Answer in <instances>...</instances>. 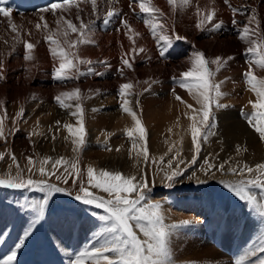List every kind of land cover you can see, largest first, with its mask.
Masks as SVG:
<instances>
[{
  "label": "bare ground",
  "instance_id": "obj_1",
  "mask_svg": "<svg viewBox=\"0 0 264 264\" xmlns=\"http://www.w3.org/2000/svg\"><path fill=\"white\" fill-rule=\"evenodd\" d=\"M53 2H55V0H8L6 7L11 9L10 18L17 26V30L20 34L19 42L17 33L13 32L7 23L8 18L0 16V61H3L4 75L6 77L5 80H0V101L4 102L3 106H0V116L4 115V109H6L7 118L4 121L6 131L9 129L12 130V134L8 136L6 142L0 140V152L14 153L20 158L32 157V159H34L35 151H37L38 154L36 155H40V159L47 157L52 158V161H50L51 163L45 166L48 170H51L52 162L56 159L63 158L66 160V158L70 157L71 160L74 158L77 162L79 161V163H82V158L86 155V152L82 150V146L79 151H74L77 145L74 144L73 141L76 140L77 137L71 135L68 129L64 127L65 124L73 126V129L79 126L77 117L70 114L71 109L72 111H76L75 106L78 101L76 99L66 98L65 102L69 104L70 107L61 108L54 99L59 93L72 92L77 88L80 89L81 100L79 103L83 108V121L86 130L85 141H87L88 138L91 143H95L99 139L97 137H108L112 131H126L135 128V121L132 116L124 112L121 107L112 112H101L104 104L102 99L104 100L107 96H116L115 93L118 94L121 84L131 82L133 87L130 90L131 95L126 97L129 101L127 106L136 114V118L141 121L145 129L147 126V133L150 134L151 137L154 134L157 138H161L162 131H160V128H172L174 131L175 128L187 127L184 119L185 115L183 116V111L188 112L187 108L180 107L179 111L171 110L169 112L160 110V106H163L164 101L167 100L169 96L177 95L182 97L184 92L173 85L172 86L175 88L169 89V87L165 85L167 82L166 80L170 78L180 79L182 78L181 74L183 72L196 71V66L193 64L194 57L192 55L196 51L203 52L208 61H211L217 56L226 59L229 56L232 57L236 55L234 59L229 60L227 64L219 70L225 77L226 75L228 76V74H238L241 69L242 71L248 70L249 61L244 60L246 58L250 60L251 57L246 55L245 57L242 56V54H245L247 45L239 39L237 28L243 29L244 25L248 24V17L253 15V8L256 9V18L259 23L258 25L256 23L249 24L250 29L256 30V35L252 36V38L256 39L258 36L264 35V0H229V4L233 8L240 10L235 14H233L229 6L224 3V0H190V6L181 7L178 3L175 11H173L172 6L168 4V0H152L153 5L158 7L164 14L158 17V22L164 26L166 32H159L158 29V34H167L173 40L172 47L169 49L166 56L160 57L156 39L152 36L149 27L144 24L141 18L146 14L140 13L138 3H133V7L129 8L128 5L130 0H118L114 7L120 11V18L114 17L108 25H104L103 19L108 8L106 0H98V12L96 15L90 14V4L82 3L80 0H77L79 7L83 9L81 19L85 22L89 19L95 21V27L93 29V39L95 43L78 45L75 49H72V51H75L81 60H91L94 62L101 60L106 61L111 65V68H105L99 63L92 65L80 63L79 67L83 72H87L89 67H93L96 71L103 72L104 74L102 76L86 75L75 78V69L70 71L66 70L68 75L73 78L61 82L53 78V68L54 66L59 67V60L54 59L50 54V45L46 42L45 37L50 33H56L61 31L62 28H66V25H63V21H61V28H58L56 21L61 15L68 18L69 13H61L60 10H57L55 13L41 11L49 7ZM197 7L201 9V16L207 15L211 10H215L216 15L212 23L223 21L222 29L215 32L198 29L196 23L201 16L197 15ZM72 13L73 22L79 24V21H76L74 17L75 9L72 10ZM41 16L44 17L43 21L40 19ZM119 19H126L131 25L132 31H128L127 34H125L127 30L121 27ZM233 19L238 23L234 25L232 23ZM45 22H47L48 25L47 29L43 27ZM37 23L41 25L39 30L36 28ZM207 27H211V24H208ZM117 28H120V31H117ZM136 33H139V35H136ZM176 35L185 37L186 39L176 40ZM129 36L132 37V40H129ZM53 38L60 42V46L64 48L65 51L69 50L68 45L64 44L65 37L63 35H54ZM68 39H77V34L70 33ZM133 40L135 41L134 45L132 43ZM23 42H30L35 45L32 51L34 59L31 61H26L24 59L25 48ZM52 47H55V45H52ZM133 47L137 49L143 47L146 51L136 55L130 51ZM125 53L129 54L127 58L130 63L133 64V67L132 69L124 67V76L121 77L117 69L123 67L121 64V56ZM149 56L151 57L150 60L148 59ZM133 57H135V59H133ZM74 63H77V61L74 60ZM206 65L211 73L216 70L217 66L215 64L208 63ZM253 71L258 77H264L263 70L254 66ZM219 72L217 73L220 74ZM144 81H148L149 83L145 84ZM224 83L227 82L224 81ZM228 86L230 87H226L225 90H223L225 92H221L227 94L230 89L233 90L232 88H237V86ZM145 88L149 90L145 92ZM97 90H99V92H97ZM170 90L172 94H170ZM117 96L120 98L119 94ZM33 97H35V99H33ZM223 97L222 99L220 98V102H222ZM111 101L109 103H113L115 99L112 98ZM119 104L121 105V103ZM191 106V108L196 107L194 104H191ZM21 107L25 109L24 116L22 119H17L16 113ZM56 109H61V114L57 115L55 113ZM143 115L145 118L144 125L147 123L146 126H144L142 122ZM213 116L218 120V128L223 129V137H230L232 140L234 139V141H236L241 139L239 138L241 134H246L249 149L255 153L254 156L261 155L262 152L256 144L254 137H252L253 134L250 135L246 132L245 127L239 122L235 110L225 107L216 112ZM176 119L177 121H175ZM57 120L61 122L59 125L56 124ZM167 121L169 122L166 125ZM212 123L214 122L212 121ZM16 129H18V131H16ZM21 129L29 134L30 139L29 136H25L21 133ZM164 132L166 137L173 139L174 142L178 141L179 137L183 136L182 133V135L179 136L175 131L169 133L167 130H163V133ZM137 135L139 137L138 133ZM53 136H55V139H52ZM127 141L130 140L127 139ZM19 143L24 145V152H20L22 149L18 146ZM93 144L90 148L94 147ZM178 149L175 150L179 152ZM231 153L233 155L236 154L234 151ZM124 154L125 153L121 154V156ZM113 161L114 160L107 163L105 167L122 173H126L130 169L128 161H114L115 163ZM20 162L24 171H27L24 168L22 158ZM100 165V161L90 164L97 174L101 171V169H99V167H101ZM255 165L256 163H249L248 166L255 169ZM39 167L40 165L37 166V169ZM15 168L16 167H11L10 170L15 171ZM7 169L9 168H7L5 164L0 165V171L6 172ZM60 169L62 170V167ZM16 172L17 171L14 173L15 175ZM25 173L31 175L29 172ZM160 173L161 172L158 173L159 176ZM254 173L255 172H253V174ZM250 175L251 174H246V172L243 175H239L225 171L220 176V179H232ZM35 178L37 179L38 177ZM178 194L179 195H177L173 201V204H176L174 210L177 213L181 211V206L190 207L192 204L196 205L202 201L201 196H204L203 193H198L193 197L191 192L185 194L179 192ZM167 195L168 194H163L162 192L157 193L156 198L149 197L147 202L162 200ZM191 197L197 201L190 200ZM38 201V198L33 199V203H37ZM164 212L165 211L162 210L161 212L160 210L162 216ZM168 212L166 211L163 219L166 218L165 220L168 219V221H171L173 224L180 222L181 219L179 220L177 217L174 218L175 216L173 217V214L172 217H170ZM202 212L199 213V217L203 215ZM199 217L198 219L201 220ZM58 219L59 220L55 222L47 218L46 224L49 223L47 230L50 231L54 223L55 225H61L63 227L64 224L72 223L73 227L65 228L66 230H64L63 233L68 239H72V243L74 244L73 247H77L79 243L78 235H80L81 231H84L83 221L81 222L78 217L72 218L70 215L69 217H63V219L60 217ZM63 221H65V223H63ZM212 226H214V224L211 220L205 225L206 228H213ZM85 227L88 229L91 226L88 227L87 225ZM210 229L209 231L211 232H209V236L206 237L207 240L216 235L215 228ZM224 229L225 230L220 229L218 233L219 241L226 237L225 231L227 229ZM222 231H224V234ZM76 233L77 237L74 240ZM202 244H205V242H202ZM205 253H207L206 255L210 264H214L213 262L217 263L219 257L221 259V255L212 247H208ZM17 255L19 256V254ZM38 259L39 257L34 258L35 261H38ZM57 259L58 264H60V261H62L61 257ZM222 264L227 263L223 262Z\"/></svg>",
  "mask_w": 264,
  "mask_h": 264
},
{
  "label": "rangeland",
  "instance_id": "obj_2",
  "mask_svg": "<svg viewBox=\"0 0 264 264\" xmlns=\"http://www.w3.org/2000/svg\"><path fill=\"white\" fill-rule=\"evenodd\" d=\"M242 56L245 57V54H242ZM232 57L235 58L236 55ZM244 61H249V58H246ZM206 67L208 68L207 65ZM198 70L196 68V71ZM245 71L247 70L242 71L241 69L238 74H228V76L226 75L225 77V75H223L221 72L218 71L220 73L218 74L215 70L214 72H212L214 73V75L209 77V82L210 84H219L221 81H226L228 84L223 83L220 86V91L222 92H225L223 90H225L226 87H230L228 85H231L232 87L237 86V88H232L233 90L230 89L227 94H224V97L222 96V102H220L222 97H220L221 99L219 98L218 102L227 105L228 108L236 111L238 120L245 127L246 132L250 135H254H252V137H254L256 144L261 150V155L254 156L255 153H253L249 149L246 134H241V137L239 136V138L241 139L236 141H234V139L232 140L230 137H227L228 139L226 137H223V129L218 128V120L213 116L222 108H217L215 106V103H213L211 105L212 115L210 118V122L212 123L213 121L215 124V135L210 136L206 142L201 137L200 152L197 156L196 163H190L193 155L196 154L192 142L191 125L195 122L197 126H199L201 105L198 104L193 98V95L198 94L195 89L190 94L188 89L179 86L178 81L181 78H170L169 80H166L168 84L166 82L165 85H167L169 89L176 87L183 90V96L181 97V100L176 99L177 95L169 96L167 100L164 101L165 105L163 103V106H160V110H166V112H169L171 110L179 111L180 107L187 108L188 112L183 111V116L185 115L184 119L187 127H179L174 129V131L179 134V136L183 134V136L179 137V140L175 142L173 141V139H169L168 137H166L165 132L163 133V130H167L169 133L174 132L172 128L171 131H169L170 128H160V131H162L161 138H157L156 136H154V134L151 137L150 134L147 133V148L149 157L147 161H145L143 155H137V151L143 148L144 142L139 140L137 132H134V138L132 137L130 139V137L127 135V130H115L114 132L112 131L108 137H97L99 139L95 143L93 142L94 144L91 143L87 138V141H85V144L82 146L83 152H86V155L82 158V163H79V161L77 162L76 160H74V158H72V160L70 157L66 158V160L70 163H78L79 171L81 174L78 179L75 176H70L69 182L67 184L63 183V181L61 180H57L54 176H40L39 172L36 169L37 166L40 165L42 159H40V155H36L38 154L37 151H35V158L33 159L35 167L31 172L28 171L27 158L21 157L24 162V168L27 170L24 171V169L21 167V158L16 155L17 163L22 170V175L25 174L23 175V179L26 180L32 177V179L35 180L46 179L49 183H54L59 187L63 186V188H66L69 192L73 193V195H67L65 193H53L49 198L43 218L32 228V235L29 238H25L22 248L16 249L15 245L19 242L20 238H23L24 231L29 228L33 219V213L31 209L26 206L30 203H33L34 198H38L39 201L44 199L45 193L38 190L5 188L0 186V232H3V235H0V260L5 259L8 255L11 254V251L15 250L17 254H19V256L17 255L14 264H58V257H61L62 260L60 261V264H70V261L75 260L80 251L90 249L93 245L99 247L103 242V239L105 238L101 235L102 229L105 226V222L102 221L100 217L107 215V213L103 209L96 208L93 205H86L81 201H77L76 199H74V195L78 192L79 183L81 181L84 183L85 187H88L87 169L91 163L100 161L101 167H99V169L109 172H117L113 169L105 167V165H107V163L112 160H114L115 162H129L130 169L128 170V172L122 173L119 171L124 176H135L137 178V181H139L142 175L147 177L149 183V188L146 190L147 200H149V197L156 198L157 193L160 192H162L163 194H168L166 196L167 198L165 197L162 200H153L151 202H160L161 212L162 210L165 211L163 216H165L166 211H169L168 213L170 214V217H172L173 214V217L175 216L174 218L177 217L179 218V220L181 219L179 223L174 224L171 221H168V219L165 220L166 218L163 219L164 224L166 225H177V227L172 230L168 242L171 264H210L209 259L206 255L207 253H205L208 247H212L218 254L221 255V259L220 257L218 258L219 260L217 259L218 264H222L223 262H226L227 264H236V261L239 258L243 257L245 253L251 252L253 250L256 251V255L248 257L244 261V264H257L259 260L264 259V253L258 251L261 244L264 243V217L259 215L256 209L253 208L247 201L240 199V197L237 196L235 192L225 186L226 184H235L241 179H250L255 175V173H252L247 177L220 179V176L225 171H227L229 167H238L245 164L249 165V163H264V141L260 139L259 134L251 125L248 124L247 120L241 115L242 109L244 112L251 114L253 108L252 104H250L249 101L252 100L254 102L257 99L256 94L251 91L249 86L245 83L243 76ZM172 85L175 87H173ZM170 94H172L171 90ZM115 95L116 96L114 97H105L106 100L105 98L104 100L102 99L104 104L101 112L106 113L119 109V103H121V100L117 96V93H115ZM211 95H214L213 97H215L214 93H211ZM112 98L115 99V101L113 103H109ZM188 104H194V106L196 107L189 108ZM61 112V109H56L55 113L58 115L61 114ZM72 112L75 111H72L71 109L70 114ZM192 117L196 118L195 121L192 119ZM142 119L144 125V115ZM177 119L175 121H177ZM168 122L169 121L166 122V125ZM146 124L144 126H146ZM134 129L135 128L130 130ZM147 130L148 129L146 126V131ZM21 133L25 136H29V134L22 129ZM127 139H129L130 141H127ZM134 140L137 145L136 148L133 147ZM92 144L94 147L90 148ZM236 145H240L241 150L243 149V152L240 151L239 155L236 152ZM18 146H20L22 149V151L20 152H24V145L19 143ZM170 148L171 151H169ZM108 149L111 150L109 151ZM117 149H119V151H117ZM175 149L179 150V156L176 155V152L178 151H176ZM232 151L236 152V154L233 155L231 153ZM123 153L125 154L121 156V154ZM7 154L8 153H5L4 159L0 160V165L5 164L7 168H9L10 165L11 167H16V164L12 162L10 156ZM161 157L163 158L162 160ZM170 159L172 160V169H169L168 167V161ZM180 160L184 161L183 164L179 165V167L184 170V174L178 177L176 181L173 182L174 184L172 183V186L169 187L168 181L164 178L165 172H170L171 170L175 169ZM205 160L217 166L227 161V163H225V171H218L217 168L214 167L211 172L205 175ZM49 163L51 162L49 161ZM49 163L46 165H49ZM60 168L57 172L58 175L62 174L64 171L63 167V171ZM10 169L11 168L7 169L6 172L0 171V178H7L6 175L8 174L14 177V173L15 171H17V169L15 168V171H11ZM25 172H29L31 175H27ZM159 172H161L160 176L158 175ZM35 177L38 178L36 179ZM74 179H76V183H73ZM89 191L93 192L95 195L102 196L105 199L109 198L108 194L101 191L100 189L89 188ZM179 192L182 194L191 192L193 194V197L198 193H203L205 197L202 195V201L200 200L201 202L199 201L200 203L196 205L192 204V206L190 207L181 206V211L177 213L174 210L176 204H173V201L175 197L179 195ZM250 193L256 195L258 201L264 202V195H261L260 189L251 188ZM135 196L136 193L129 194V198L134 199ZM191 198L190 200H195ZM147 200L144 203H146ZM201 212L203 213V215L199 217V213ZM68 214L72 218L78 217L81 222L83 221L82 223L84 230L81 231L80 235H78V246L74 247L71 252L67 250L68 248L63 245V242L70 241L71 244L72 239H68V237L65 236L63 232L64 230H66L65 228L73 227L72 223L64 224L63 227L61 225H55V223L53 222L54 226H52L50 231L47 230L49 223L46 224L47 218H49V220L51 219V221L57 222V220H59L58 218L60 217H62V219L66 216L69 217ZM198 217L201 220H199ZM210 220L214 224V226H212L213 228H210H215L216 235L213 238L207 240L206 237L209 236V232L211 231H209L210 228H206L205 225L208 224ZM183 221H189V223L183 224ZM63 223H65V221H63ZM87 225L88 227H91L86 229L85 226ZM224 228L228 230L225 231L226 237L219 241L218 233L220 232V229L225 230ZM136 231L137 234L140 235L141 238H143L142 234L139 233L138 230ZM222 233L224 234V231H222ZM82 236L83 246H81ZM76 237L77 233L75 234L74 240L76 239ZM200 240L203 243L205 242V244H202ZM36 257H39L38 261L34 260V258ZM213 263L217 264L215 262ZM85 264H93V262L88 260L85 262Z\"/></svg>",
  "mask_w": 264,
  "mask_h": 264
},
{
  "label": "snow or ice",
  "instance_id": "obj_3",
  "mask_svg": "<svg viewBox=\"0 0 264 264\" xmlns=\"http://www.w3.org/2000/svg\"><path fill=\"white\" fill-rule=\"evenodd\" d=\"M80 2L90 4V14L96 15L98 12V0H80ZM106 2L108 8L103 19L104 25H108L114 17L120 18L121 16L120 11L114 7L118 0H106ZM7 3L8 0H0V5H5L0 6V16L8 18L7 23L11 27V30L17 33V39L19 42L20 34L17 30V26L10 18L11 9L6 7ZM133 3H138L140 13L146 14L141 18L143 19L144 24L149 27L152 36L156 39L159 47V56L165 57L169 52V49L172 47L173 40L167 34H158V29L159 32H166L164 26L158 22V17L163 16V12L153 5L152 0H130L128 5L129 8L133 7ZM178 3L181 7L190 6V0H168V4L172 6L173 11H175ZM224 3L229 6L233 14L240 11L237 8H233L229 4V0H224ZM73 9H75V20L79 21V24L73 22ZM57 10H60L61 13H69V16L68 18H65L64 15H61L56 21L58 28H61V21H63V25H66V28H62L61 31L56 33H50L45 37L46 42L50 45V54L54 59L59 60V67L54 66L53 68V78L61 82L73 78L66 72V70L70 71L72 69H75V78L86 75L102 76L104 73L96 71L93 67H89L87 72L81 71L79 64L83 63L92 65L99 63L105 68H111V65L108 62L102 60L96 62L91 60H81L79 55H77L75 51H72V49H75L78 45L95 43L93 39L95 21L89 19L85 22L81 19L83 9L79 7L77 0H55V2L51 3L49 7H46L41 11L55 13ZM196 12L198 16H201V9L199 7H197ZM252 12L253 15L248 17V24H245L243 29L237 28V34L239 39L247 45L245 55L251 57L248 70L243 74L244 80L250 90L256 94L257 99L254 102L249 101V103L252 104V113H246L242 109L241 115L259 134L260 139L264 141V77H258L253 71L254 66L264 70V35L258 36L256 39L252 38V36L256 35V30L250 29L249 24L256 23L258 25L259 23L256 18V9L253 8ZM215 15V10H211L207 15L201 16L196 23V27L202 31L209 32L221 30L223 27V21L212 23ZM40 19L43 21L44 17L41 16ZM119 23L122 28L127 30L125 34H127L128 31H132L131 25L126 19H119ZM232 23L235 25L238 22L233 19ZM208 24H211V27H207ZM43 27L47 29V22L44 23ZM36 28L39 30L41 25L37 23ZM116 30L120 31V28H117ZM70 33L77 34V39L69 40L68 37L70 36ZM54 35H63L65 37L64 44L68 45V51H65V49L60 46V42L53 38ZM136 35H139V33H136ZM175 39L184 40L186 38L176 35ZM129 40H132L131 36H129ZM23 43L25 48L24 59L26 61L33 60L34 56L32 51L35 48V45L30 42ZM132 43L134 45L135 41L133 40ZM52 45H55V47H52ZM130 51L139 55L146 50L143 47L138 49L133 47ZM128 55V53H125L121 56V64L123 67L117 69L121 77L124 76V67L128 69H132L133 67V64L130 63L127 58ZM192 55L194 57L193 64L199 69V71L183 72L181 74L182 78L178 81V84L180 87L188 89L190 94L195 89L198 94L193 95V98L201 105L199 126H197L195 122L191 125L192 142L196 154L193 155L190 163L194 164L196 163L197 156L200 152L201 137L206 142L210 136L215 135V124L210 122L212 115L211 105L215 103L217 108L227 107V105L218 102V99L224 95V93L220 91V86L224 81H221L219 84H210L209 77L214 75V73H211L208 70L206 64H215L217 66L216 71L218 72L229 60L234 59V57L229 56L225 59L217 56L211 61H208L203 52L196 51ZM133 59H135V57H133ZM148 59L150 60L151 57L149 56ZM74 60L77 61V63H74ZM5 79L4 64L3 61H0V80ZM144 83L148 84L149 82L144 81ZM132 87L133 85L131 82L120 85L118 91L122 101L120 107L124 112L129 113L135 121V129L127 130V135L132 138L134 132L139 134V139L143 141L144 144L143 148L137 151V155H143L145 161H147L149 159L147 131L142 126L141 121L136 118V114L127 106L129 101L126 97L131 95L130 90ZM148 90V88L144 89L145 92ZM97 92H99V90H97ZM211 93H214L215 97H213ZM66 98L76 99L78 101L75 106L76 111L72 112L71 115L77 117L79 126L73 129V126L65 124L64 127L68 129L71 135L77 137V139L73 141V143L77 145L74 151H79L80 147L85 144L86 131L83 121V108L79 103L81 100L80 89H74L72 92H61L54 97L55 101L61 108L70 107V105L65 102ZM33 99H35V97H33ZM176 99L181 100V97L177 96ZM3 103V101H0V106H3ZM188 107L191 108L192 106L188 105ZM24 112L25 109L21 107L16 113V118L22 119ZM6 118L7 110L4 109V115L0 116V140L5 142L7 141L8 136L12 134V130L9 129L6 131L4 123ZM192 119L195 121L196 118L192 117ZM60 123L59 120L56 121L57 125ZM16 131H18V129H16ZM169 131H171V129H169ZM52 139H55V136H53ZM133 147H137L135 140L133 141ZM108 150L110 151L111 149ZM117 151H119V149H117ZM169 151H171V148ZM240 151L241 147L240 145H237L236 152L238 155L240 154ZM7 155H9L12 162L16 164L17 172L14 177L8 174L7 178H0V186L5 188L38 190L45 193L44 199L37 203H30L26 206L31 209L33 219L29 228L24 231L23 238H20L19 242L15 245L16 249H20L23 247L25 238H29L32 235V228L43 218L50 196L53 193H65L67 195H73V193L69 192L66 188L59 187L54 183H49L46 179H23L22 170L17 163L16 155L14 153H8ZM176 155L179 156L180 153L177 152ZM4 157L5 153L0 152V160H3ZM162 159L163 158L161 157V160ZM27 161L28 171L31 172L35 167L32 157H27ZM49 161H52L51 157L42 159L40 167L36 169L41 177L54 176L57 180H61L63 183L67 184L70 176H75L78 179L81 175L77 162L70 163L63 158L56 159L52 162L51 170H48L44 165L48 164ZM183 163L184 161L180 160L175 169L170 172H165L164 178L168 181L169 187L172 186V183L175 182L178 177L184 174V170L179 167V165ZM225 163H227V161L217 166L205 160V175L211 172L214 167H216L218 171H225ZM60 167H63L64 171L62 174L58 175L57 172ZM168 167L169 169H172L171 159L168 161ZM9 168H11V165ZM227 171L239 175H243L245 172L248 174L255 172V175L250 179H241L235 184H226L225 186L235 192L240 199L247 201L256 209L259 215L264 217V202L258 201L257 196L250 193L251 188H257L261 190V195H264V163H257L255 169L245 164L238 167H229ZM87 181L88 187H85L82 181L79 183V190L74 195V199L81 201L86 205H93L96 208L103 209L107 213V215L100 217V219L105 222V226L101 233L105 238L99 247L93 245L90 249L80 251L75 260L70 261V264H85L88 260L92 261L93 264H171L168 242L172 230H174L177 225L164 224L163 216L160 214V202L144 203L147 200L146 190L149 188L146 176H141L139 181H137L135 176H124L120 172L101 170L99 174H97L94 168L89 166L87 169ZM73 183H76V179L73 180ZM89 188L100 189L107 193L109 198L105 199L102 196L95 195L93 192L89 191ZM131 193H136L134 199L129 198V194ZM182 223L187 224L189 221H183ZM136 230L142 234L143 238L137 234ZM0 235H3V232H0ZM258 251L264 253V243L261 244ZM255 255V250L245 253L243 257L236 261V264H244V261L248 257ZM16 257L17 252L13 250L5 259L0 260V264H14ZM257 264H264V259L259 260Z\"/></svg>",
  "mask_w": 264,
  "mask_h": 264
},
{
  "label": "crops",
  "instance_id": "obj_4",
  "mask_svg": "<svg viewBox=\"0 0 264 264\" xmlns=\"http://www.w3.org/2000/svg\"><path fill=\"white\" fill-rule=\"evenodd\" d=\"M87 236H88V235H87ZM81 243H82L81 246H83V236L81 237ZM63 245L66 246V247L68 248L67 250H68L69 252H71V251L73 250V248H74V247H73L74 244H73V243L70 244V241H65V242H63Z\"/></svg>",
  "mask_w": 264,
  "mask_h": 264
}]
</instances>
